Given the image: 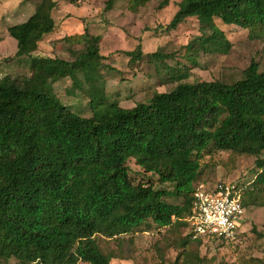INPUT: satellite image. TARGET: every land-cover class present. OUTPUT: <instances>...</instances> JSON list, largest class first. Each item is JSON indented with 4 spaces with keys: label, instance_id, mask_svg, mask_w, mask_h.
<instances>
[{
    "label": "trees",
    "instance_id": "1",
    "mask_svg": "<svg viewBox=\"0 0 264 264\" xmlns=\"http://www.w3.org/2000/svg\"><path fill=\"white\" fill-rule=\"evenodd\" d=\"M114 1L107 0L106 10ZM126 1L132 12L152 1L159 8L167 5ZM57 8V1L38 0L25 22L7 28L16 42L13 58L29 59L30 74L0 79V264H110L115 256L100 248L98 238L118 239L151 225L186 230L192 192L205 182L200 160L214 151L255 157L252 182L235 183L243 186L245 213L250 205L264 206V69L258 63L250 62L232 84L188 83L186 65L170 67L164 55L150 53L163 79L176 84L123 108L97 90L109 69L100 36L85 31L67 37L83 44L73 60L37 54L55 29ZM188 18L197 20L199 32L185 46L190 62L200 52L228 54L231 44L215 20L264 41V0H181L165 30ZM127 54L130 61L138 59L140 45ZM76 76L87 86L90 117L74 113L53 93L56 81L70 78L77 85ZM129 160L170 188L134 184ZM181 241L183 247L203 242L187 234Z\"/></svg>",
    "mask_w": 264,
    "mask_h": 264
},
{
    "label": "rangeland",
    "instance_id": "2",
    "mask_svg": "<svg viewBox=\"0 0 264 264\" xmlns=\"http://www.w3.org/2000/svg\"><path fill=\"white\" fill-rule=\"evenodd\" d=\"M37 1L0 0V79L5 75L13 78L30 74L29 59L13 58L16 42L9 37L7 28L27 20ZM54 1L58 2V8L52 11L55 29L39 43L37 54L73 60L82 51L83 44L67 42V37L85 31L100 36L99 50L107 57L104 64L109 69L103 72L97 90L102 93L101 89H104L108 100L123 108L148 102L154 93L168 92L176 84L163 79L164 73L149 61L147 54L150 53L164 55L165 64L170 67L176 66V62L187 66L189 77L185 82L188 83L221 81L232 84L242 78L243 71L252 61L264 69V41L252 40L246 30L222 25L218 20L215 24L231 44L228 54L200 52L192 57L195 63L190 62L185 46L199 35L197 20L188 18L177 28L165 30L181 0H166L167 5L163 8L158 7V1H152L135 12L127 9L126 0H115L109 10L105 8L107 0H79L76 5L66 0ZM138 45L140 57L130 61L127 53ZM76 78L77 85L70 78L56 81L53 93L74 113L90 117L88 97L83 94L87 86L81 76ZM200 163L203 168L201 180L205 182L251 183L255 177L253 156L214 151L205 154ZM127 165L134 184L170 188L160 185L155 175L143 172L133 160ZM166 201L181 202L172 198ZM185 234L186 230L180 226L157 229L151 225L148 231L122 235L118 239L98 238L97 241L103 251L114 254L110 264H185L186 256L189 264H264V206H248L235 238L227 242L203 241L199 246L188 243L183 247L181 238ZM8 264H15V261L10 260Z\"/></svg>",
    "mask_w": 264,
    "mask_h": 264
},
{
    "label": "built area",
    "instance_id": "3",
    "mask_svg": "<svg viewBox=\"0 0 264 264\" xmlns=\"http://www.w3.org/2000/svg\"><path fill=\"white\" fill-rule=\"evenodd\" d=\"M242 190L235 182H199L192 192L186 234L202 241L234 239L245 217Z\"/></svg>",
    "mask_w": 264,
    "mask_h": 264
},
{
    "label": "crops",
    "instance_id": "4",
    "mask_svg": "<svg viewBox=\"0 0 264 264\" xmlns=\"http://www.w3.org/2000/svg\"><path fill=\"white\" fill-rule=\"evenodd\" d=\"M31 15H32V14H31ZM31 15H30V16H31ZM30 16H29V17H30ZM27 19H28V18H27ZM25 21H26V20H25ZM25 21H24V22H25ZM17 24H19V23H17Z\"/></svg>",
    "mask_w": 264,
    "mask_h": 264
}]
</instances>
